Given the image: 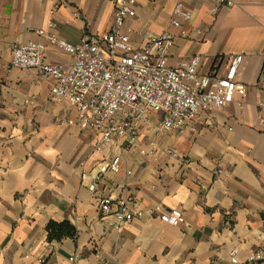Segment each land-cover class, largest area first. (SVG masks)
<instances>
[{"label": "crops", "instance_id": "obj_1", "mask_svg": "<svg viewBox=\"0 0 264 264\" xmlns=\"http://www.w3.org/2000/svg\"><path fill=\"white\" fill-rule=\"evenodd\" d=\"M135 1L123 27L135 47L169 32L170 65L199 55L200 75L215 66L224 73L229 56L241 54L245 96L201 111L184 134L160 132L161 114L152 113L136 143L116 137L97 153L98 133L67 122L76 111L52 98L54 80L8 63L30 40L47 47L48 62H72L48 34L73 45L84 34L105 35L116 0H0V264H73L75 255L77 264H235V249L236 264H264L250 260L264 249V0H230L217 11L208 0H184L192 19L183 28L171 23L179 0ZM117 155L121 172L93 193L83 172ZM105 197L131 198L136 209H181L186 223L156 213L118 230L100 208ZM65 220L77 236L50 240L49 222Z\"/></svg>", "mask_w": 264, "mask_h": 264}, {"label": "built area", "instance_id": "obj_2", "mask_svg": "<svg viewBox=\"0 0 264 264\" xmlns=\"http://www.w3.org/2000/svg\"><path fill=\"white\" fill-rule=\"evenodd\" d=\"M183 1L179 0L171 19L172 25L178 28H183L192 19V13ZM208 1L215 4V11L231 3L230 0ZM135 2L116 0L114 25L105 35L84 34L81 41L73 45L58 33H49L50 41L73 57L70 63L48 62L47 47L34 40L15 46L8 63L9 69H36L53 79L52 98L67 103L76 111V117L67 122L96 131L95 151L100 154L105 153L116 137L128 145L136 143L144 128L153 125L152 113L161 114L155 126L160 132L184 134L201 111L223 108L236 101L237 96L243 98L246 94V85L237 76L244 61L241 54L229 56L224 73L215 66L210 73L200 75L202 59L199 55L170 65L175 38L169 32L151 37L142 47H135L130 34L123 31L127 18L136 15ZM197 32L201 33L200 30ZM121 170L122 156L117 155L104 159L96 171L83 172L82 178L89 179V189L96 193L102 179ZM131 203V198L105 197L99 205L103 213L113 216L118 230L135 219L156 213L171 225L186 223L181 209L143 210L133 208ZM237 256L235 249L230 255L232 263H238ZM263 258V248L251 252V261ZM39 261L45 264L44 259ZM71 261L77 264L78 256L71 257Z\"/></svg>", "mask_w": 264, "mask_h": 264}, {"label": "trees", "instance_id": "obj_3", "mask_svg": "<svg viewBox=\"0 0 264 264\" xmlns=\"http://www.w3.org/2000/svg\"><path fill=\"white\" fill-rule=\"evenodd\" d=\"M47 230L49 239L57 241H61L66 237H76L78 232L76 227L68 220L63 222L50 221Z\"/></svg>", "mask_w": 264, "mask_h": 264}]
</instances>
